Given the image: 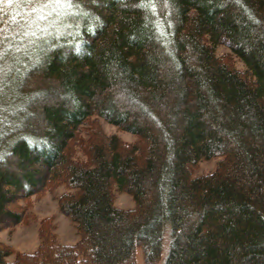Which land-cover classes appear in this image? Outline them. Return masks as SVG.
<instances>
[{
	"label": "trees",
	"instance_id": "16d2710c",
	"mask_svg": "<svg viewBox=\"0 0 264 264\" xmlns=\"http://www.w3.org/2000/svg\"><path fill=\"white\" fill-rule=\"evenodd\" d=\"M58 186L0 264H264V0H0V232Z\"/></svg>",
	"mask_w": 264,
	"mask_h": 264
},
{
	"label": "rangeland",
	"instance_id": "374dc122",
	"mask_svg": "<svg viewBox=\"0 0 264 264\" xmlns=\"http://www.w3.org/2000/svg\"><path fill=\"white\" fill-rule=\"evenodd\" d=\"M219 52H225V49L220 48ZM99 123L104 133L107 135H116L126 143H132L136 139L134 135L121 132L103 120H99ZM217 161L218 159H212L201 162L193 176L199 177L209 174L214 170ZM64 192H66V188L64 186H58L51 192H46L38 197H32L29 202V213L32 215L28 220L29 223L17 226L12 232L8 230L0 232V242L11 246L18 253L32 254L36 251L39 244L37 237L39 222L46 217L53 216L54 222L57 225L56 233L58 241L64 245L76 244L79 237L75 231L74 225L57 210V199ZM114 203L117 208L124 210H130L134 207L131 197L120 192H115ZM169 242L170 236L168 227L163 236L162 254L159 264H164L169 250ZM7 260L11 262L12 257ZM136 264H143V254L140 249H137Z\"/></svg>",
	"mask_w": 264,
	"mask_h": 264
},
{
	"label": "snow or ice",
	"instance_id": "6c2138e0",
	"mask_svg": "<svg viewBox=\"0 0 264 264\" xmlns=\"http://www.w3.org/2000/svg\"><path fill=\"white\" fill-rule=\"evenodd\" d=\"M55 2L57 4L61 3V2H67V3H71V0H55Z\"/></svg>",
	"mask_w": 264,
	"mask_h": 264
}]
</instances>
